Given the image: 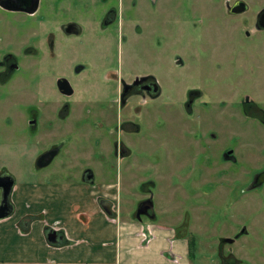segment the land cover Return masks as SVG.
<instances>
[{
    "label": "rangeland",
    "instance_id": "1",
    "mask_svg": "<svg viewBox=\"0 0 264 264\" xmlns=\"http://www.w3.org/2000/svg\"><path fill=\"white\" fill-rule=\"evenodd\" d=\"M205 1L115 0L121 8L114 29L101 32L95 22V33L86 25V32L70 38L63 55L60 48L56 49L61 54L60 59L68 62L72 53L74 59L91 70V102L87 107L95 108L92 113L115 97L114 75L130 79L135 74L152 73L161 92L143 107L149 111L155 105L165 108L160 111V116L167 117L168 121L160 127L158 134L159 148L163 146L165 151H133L119 159L112 155L106 141L101 142V148L90 144L89 140L68 141V149L73 151L60 152L43 168L35 165L38 155L50 144L40 115L43 78H47L43 74V42L48 36L59 37L57 29L64 18L75 16L85 24L88 18L82 11L76 13L65 9L61 13L59 0H40L36 12L30 15L0 10V56L10 51L17 56L20 70L23 69L8 86H0V171L12 174L15 185L31 183L56 192L55 197L59 199L54 200L49 209L52 211L55 205L56 216L69 225L65 214L73 211L70 201L85 192L81 187L69 190L62 186L78 183L82 165L87 164L95 174L93 182L97 189L102 183L116 180L118 191L113 201L120 218L132 217L137 201L146 196L141 191L143 185L152 194L156 212L155 220L142 216L145 222L172 226L186 214L189 217L186 227L191 264H222L217 244L221 235L232 234V229L222 230L232 223L238 227L244 223L250 231L224 249H229L236 264H264V199L261 195L241 196L235 204H224L217 199L218 190L204 192L210 187L206 173L200 174L196 170L191 176L185 173L189 165L198 166L202 156L187 150L188 120L179 106L187 98L189 87L205 89L208 86L198 101L214 100L217 91L226 100L231 98L232 91L226 87L234 69L229 42L230 38L233 40L242 35L241 31L227 27L218 35L215 27H205L198 13ZM49 31H52L51 35ZM246 42H249L248 38ZM221 78L225 87H222ZM48 79L53 82L51 77ZM86 85L81 88H87ZM89 95L86 93L85 98ZM52 100L56 105L58 101ZM32 107L37 110L32 120L35 127H30L28 119ZM118 116L120 118V111ZM106 120L105 127L100 129L103 139L108 136L106 128H111L113 137L116 135L115 107ZM230 127L231 124L223 123L224 132ZM142 133L147 134L148 130L142 129ZM139 139H142L139 144L145 148L157 145L143 135H139Z\"/></svg>",
    "mask_w": 264,
    "mask_h": 264
},
{
    "label": "flooded vegetation",
    "instance_id": "2",
    "mask_svg": "<svg viewBox=\"0 0 264 264\" xmlns=\"http://www.w3.org/2000/svg\"><path fill=\"white\" fill-rule=\"evenodd\" d=\"M114 1L59 0L61 13H64L65 9L76 13L82 11L88 19L85 24L75 16L64 18L57 29L59 37L48 36L43 42L45 53L43 74L47 78H43L44 86L41 89L43 106L40 107V115L44 119V134L50 139L48 141L50 144L38 157L54 148H57L54 157L62 151L72 152L73 150L68 149V141L77 140H89L90 144H95L99 148L101 142L106 141L112 155L119 159L131 155L133 151L164 150L163 146L159 148L158 134L160 127L168 121L167 117L160 116V111L165 108L155 105L149 111L147 107L145 109L143 107L157 98L161 92V87L152 73L135 74L130 79L114 75L112 81L115 83V97L111 102L99 105L98 110L92 113L95 108L91 110L87 107L90 104L88 102H91L89 95L91 70L78 59H74L72 53L68 62L58 57L63 55V49H68L70 38L86 32V25L87 29L95 33V22L101 32L114 29L121 8V5ZM0 10L6 13L20 12L30 15L25 11L9 10L1 5ZM198 13L201 14L199 18L201 23L205 27H215L218 35L219 32L223 34L224 27L233 31L239 30L242 35L233 40L230 38L231 42H229L231 45L229 53L233 55L234 69L226 87L227 90L232 91L231 98L226 100L217 91L214 100L211 98V100L198 101L204 96L208 86L205 89L189 87L187 98L179 106L188 120L187 150L202 156L199 165L196 166L194 163L189 165L185 168V173L189 176L194 170L200 174L206 173L210 187L204 192L218 190L217 199L224 204L226 202L235 204L241 196L259 194L260 198L264 199L262 196L264 194V0H207ZM75 25L78 26L77 30ZM49 34L51 35L52 31H49ZM246 38L249 42H246ZM57 48H60L61 54L57 53ZM245 50L247 52H244ZM175 62L178 63L180 60ZM22 70L17 56L10 51L4 52L0 56V86H8ZM49 77L53 82L48 79ZM221 82L222 87H225L223 78ZM85 85L87 88H81ZM86 93L89 95L87 98H85ZM54 98L58 101L56 105L52 100ZM114 107L118 120L116 135L113 137L111 128H106L108 136L104 140L103 130L100 129L102 126L105 127L106 119L113 112ZM35 109L32 107L28 111L30 127H35L32 121L36 117ZM168 109L170 108L167 107ZM223 123L231 124L230 129L224 132ZM142 129H147L148 133L143 134ZM139 135L155 141L157 145L152 148L143 147L141 143L139 144L142 140L139 139ZM35 165L38 167L36 163ZM82 166L80 178L90 182L86 179V175L93 170L87 164ZM212 180L216 183H211ZM141 191L146 196L137 201L136 209L132 211L131 216L135 220L141 203L152 196L147 186L143 185ZM142 216L156 219L154 203L153 209L140 214L139 222L144 221ZM187 224L189 217L182 214L180 221L172 227L177 232L183 231L187 235ZM243 227H245L243 234L249 233L250 230L244 223L239 227L232 223L222 229L233 230L230 236L221 235L218 240L217 248L222 264H236L237 261L229 249L224 248L233 244L238 237L233 242L222 244L221 238L235 237ZM232 259L235 262L229 263Z\"/></svg>",
    "mask_w": 264,
    "mask_h": 264
},
{
    "label": "crops",
    "instance_id": "3",
    "mask_svg": "<svg viewBox=\"0 0 264 264\" xmlns=\"http://www.w3.org/2000/svg\"><path fill=\"white\" fill-rule=\"evenodd\" d=\"M62 187H81L87 195L70 201L73 211L65 214L69 225L56 216L55 205L49 209L59 199L56 192L31 183L14 185L13 212L0 220V264H191L189 240L183 231L119 217L113 201L116 180L102 183L97 186L100 189L81 178ZM99 198L112 202L111 215L102 209ZM51 229L61 236L55 243L47 239Z\"/></svg>",
    "mask_w": 264,
    "mask_h": 264
},
{
    "label": "water",
    "instance_id": "4",
    "mask_svg": "<svg viewBox=\"0 0 264 264\" xmlns=\"http://www.w3.org/2000/svg\"><path fill=\"white\" fill-rule=\"evenodd\" d=\"M0 5L9 10H21L29 14H33L38 9L39 0H0ZM74 27H75V30L78 29V26L75 25ZM56 150L57 148H54L47 152L42 153L36 160L37 166L44 167L48 165L50 161L52 160V158L54 157V155L56 154ZM86 179L90 180V182L93 181L92 171L88 172V174L86 175ZM14 185H15V179L13 175L6 171H1L0 172V220L7 218L13 212L14 208H13V204L11 203L10 196H11V192L13 190ZM151 197L144 200L139 206V208L137 209V220L138 221H141L140 214L144 213L148 209H153V202H152ZM99 204L106 214L108 215L112 214L111 202L109 200L105 198H100ZM244 228L245 227H243L235 235V237L221 238L220 243L222 244L224 242H233L235 238L245 233ZM57 237L61 238V236H58V232L56 230L51 229L47 232V239L50 242H54V243L57 242L58 241ZM233 262H235L234 259H232L231 262L229 263H233Z\"/></svg>",
    "mask_w": 264,
    "mask_h": 264
},
{
    "label": "trees",
    "instance_id": "5",
    "mask_svg": "<svg viewBox=\"0 0 264 264\" xmlns=\"http://www.w3.org/2000/svg\"><path fill=\"white\" fill-rule=\"evenodd\" d=\"M189 254H191L190 250H189Z\"/></svg>",
    "mask_w": 264,
    "mask_h": 264
}]
</instances>
